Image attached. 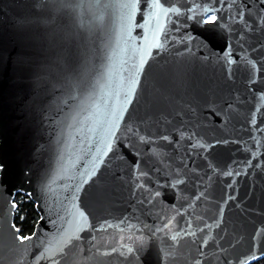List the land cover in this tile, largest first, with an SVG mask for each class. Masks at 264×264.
<instances>
[{
	"label": "water",
	"instance_id": "water-1",
	"mask_svg": "<svg viewBox=\"0 0 264 264\" xmlns=\"http://www.w3.org/2000/svg\"><path fill=\"white\" fill-rule=\"evenodd\" d=\"M125 2L0 0V159L8 165L0 186V264H31L43 251L40 245L55 251L68 235L81 239L62 255V264H193L200 233H181L178 247L171 236L188 220L194 223L193 231L202 229L197 216L206 223L209 217L221 222L219 229L209 230V239L213 246L223 242L229 259L254 252L253 244L264 251V63L256 69L246 64L249 59L261 61L264 50L243 51L241 34L236 33L229 74L224 44L214 41L206 47L200 30L175 15L170 21L161 16L164 28L158 39L163 47L149 50L148 44L156 42V20L145 24L150 13L145 0L135 12L115 6ZM199 2L166 0L168 6L182 7ZM90 3L101 7L71 6ZM244 39L253 47L257 39L264 44L259 32ZM142 50L147 73L138 75L145 95L157 101L150 130L170 135V146L162 140L144 145L132 137L133 147H122L129 143V124L144 116L143 97L126 106L127 112L121 108L126 81ZM93 103L99 113L91 108ZM114 109L123 112V118L117 117L121 127L112 129L119 142L115 153L103 156ZM253 113L256 124L251 123ZM192 132L203 138L216 165L213 170H207L203 148L188 149L189 142L196 144L187 140ZM189 151L190 157L185 155ZM138 158L144 160L141 171L152 169L148 177L134 178L131 162ZM182 159L207 170L202 192L191 186L177 193L166 186L168 174L183 168ZM89 172L97 176L84 184ZM152 191L162 195L152 197ZM99 192L105 193L103 200L97 199ZM203 192L207 198H199ZM18 193L30 198L39 215L31 244L20 245L9 230L16 211L9 210V201ZM85 210L87 222L79 216ZM168 219L173 224L165 230ZM103 221L107 224L100 228ZM158 226L161 231L153 235ZM165 250L170 253L167 261Z\"/></svg>",
	"mask_w": 264,
	"mask_h": 264
},
{
	"label": "snow or ice",
	"instance_id": "snow-or-ice-1",
	"mask_svg": "<svg viewBox=\"0 0 264 264\" xmlns=\"http://www.w3.org/2000/svg\"><path fill=\"white\" fill-rule=\"evenodd\" d=\"M147 8L150 10L149 15L145 19V24L149 23L153 18L156 20L157 28L153 32V39H155V43H149L148 49H155L163 47V44L160 42L158 37H160L161 32L164 28V24L161 21V16H163L165 21H170L175 15L177 18L183 16L184 19L190 22L189 26H196L201 33L199 37L200 42L206 47H210L214 41H220L224 44V59L228 66L229 74L232 72V65L234 64V60L232 58V39L237 38L236 33H240L239 37L240 46L243 51H253L259 53L264 50V44L260 42L259 39L255 40V47L251 43H248L244 37H248L250 33L254 34L259 32L261 36H264V0H255V2L249 5L246 0H200L199 3H193L191 6L182 7L177 4H171L168 6L166 4V0H145ZM258 5V7H257ZM72 7H87V8H98L100 5L88 4V5H71ZM114 5H105L103 7H113ZM119 8H131L133 12L141 10L140 9V0H128V2L121 3L119 5H115ZM130 18V17H129ZM123 19V16H122ZM178 30V29H177ZM227 33V35H226ZM167 39V37H165ZM189 40L192 39L191 36L188 37ZM248 44L247 48L244 47L245 44ZM147 62V57L144 54V51H141L139 57V63L134 65V70L130 72V76L126 81V91L123 93V99L121 103V108L124 112H127L129 109L126 107L128 105H132L136 98L143 97L144 100V116L138 118L139 123L133 121L129 124L125 132V139L129 141L127 145H122V147H133L132 137H135V140L141 144L148 145L153 144L158 140L167 141L170 146L173 143V138L170 135H160L159 132H152L150 129L153 126V117L152 113L156 107V98L154 96L145 95L143 85L141 83L142 77L138 74L147 73V69L145 68ZM264 63V58L261 61L255 60H247L246 64L250 65L252 69H256L258 64ZM250 83H254L251 79ZM119 99V94H118ZM91 108L95 110V113H99L100 107L93 103ZM231 109V105H229ZM117 117L123 118V112L113 110L112 117L109 120V127L106 132V147L103 151V156H108L109 153H115L116 146L119 142V136L116 132H113V128H120L121 125ZM257 116L253 113L251 123L256 124ZM158 123V122H157ZM135 124V127H133ZM141 125L143 127L141 128ZM183 129V126H182ZM143 133V134H141ZM180 137L182 140L186 138L185 130L180 131ZM195 139L196 144L188 143V149L194 151L196 146L204 149L205 159L208 160L207 170H213L216 165L214 161L208 158L207 148L204 143H202L203 138L200 137L197 139V133L192 132L187 134V140L191 141ZM228 141H216V143H227ZM179 143V141H177ZM208 147H211L209 145ZM153 156H158L159 153L153 150H150ZM136 156L143 157V153H133ZM185 155L190 157V151L186 152ZM255 155V153H253ZM102 156H97L96 160H102ZM144 163L143 159H136L131 162V168L133 170L134 178H138L140 176L148 177L152 171L149 168L147 171H141L140 166ZM181 164L183 168L176 169L173 172L168 174L169 179L166 182V186L170 189L175 190L177 193H182L186 191L191 186H195L197 192H202L201 184L203 182L204 176L208 174L207 170L202 168L199 164L191 159L188 160L187 163L184 160H181ZM192 164L193 167L189 168L188 165ZM96 167V163H93V168ZM157 173H159V168L156 169ZM8 173V165L3 160L0 159V186L4 184V178ZM233 173L227 172L225 175H232ZM97 176L96 172H89L88 179L84 180V184H88L93 177ZM84 184L79 185L80 188H83ZM144 186V185H140ZM157 188L161 187L159 182L157 181ZM152 197L161 196L162 193L159 191H152L150 193ZM98 200H103L105 197V193L99 192L96 194ZM198 199L199 198H207V193L203 192L202 196L199 198L196 197H188L187 199ZM148 204H152L153 200H147ZM10 211L17 210L19 205L16 201L10 200ZM223 212V209H220ZM90 215V214H89ZM80 218L87 222L88 215H86V210L81 211L79 213ZM21 220L24 219L23 216L20 217ZM201 224H203L202 229H197V231H193L194 223L191 220L185 221V227L179 228L175 233L171 236V240L176 242L174 247L179 246V241L182 239L181 233H183V237L188 236H196L197 232L200 233V241L196 248V258L193 261V264H210L213 259L216 264H234L235 261L238 260V264H249L250 261L256 259H264V251L260 248H255V251L244 256V257H233L232 259L228 258V249L224 247L223 242L215 244L213 246L212 240L209 239L211 235L210 229H219L221 227V222H217L215 217H209L210 223H206L200 216L195 218ZM123 223V221H121ZM107 224V221H103L100 224V228H103L104 225ZM173 224V219H168L167 223L163 225V228L168 229L169 225ZM132 227V225H129ZM9 230L12 233L14 241L20 242V245H23L25 242L31 244L33 238L36 236V233L33 232L29 235H21V229L17 227L16 224H11L9 226ZM79 231H83L80 229ZM161 228L158 226L156 228V232L159 233ZM205 232H208V235H205ZM219 233L217 232V235ZM81 237L79 235H68L63 241L60 243L59 247L52 251L49 245H40L39 247L43 248V251H39L33 260H31V264H40L41 261H47L48 264H62L61 257L62 255H67L70 248L74 246V242L76 240H80ZM223 240V238H221ZM252 240L255 241V237H252ZM195 242V241H193ZM264 243V241H262ZM127 248V251L131 253L133 249L131 247L123 246ZM214 247V251H210ZM231 247V245H229ZM97 251H99L97 249ZM111 251H116V249H111ZM256 252H261L259 257L256 256ZM45 253H50V255H46ZM108 253H104L107 255ZM123 255V253H121ZM170 253L165 250L164 258L165 261L168 260ZM23 259V257H21Z\"/></svg>",
	"mask_w": 264,
	"mask_h": 264
},
{
	"label": "trees",
	"instance_id": "trees-1",
	"mask_svg": "<svg viewBox=\"0 0 264 264\" xmlns=\"http://www.w3.org/2000/svg\"><path fill=\"white\" fill-rule=\"evenodd\" d=\"M15 201L19 208L14 213V224L21 229V235H29L33 233L39 219L35 205L27 195L21 193L16 194ZM21 216L24 217L23 220H21ZM250 264H264V259Z\"/></svg>",
	"mask_w": 264,
	"mask_h": 264
}]
</instances>
